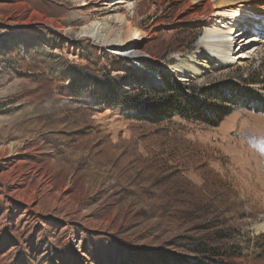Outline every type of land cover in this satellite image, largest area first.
I'll list each match as a JSON object with an SVG mask.
<instances>
[{
	"label": "rangeland",
	"instance_id": "374dc122",
	"mask_svg": "<svg viewBox=\"0 0 264 264\" xmlns=\"http://www.w3.org/2000/svg\"><path fill=\"white\" fill-rule=\"evenodd\" d=\"M10 1L0 0V264H180L198 243L264 264V106L217 100L227 113L215 126L133 110L168 84L229 99L249 90L262 103L264 0H210L207 16L208 0ZM43 17L71 31L28 20ZM94 20L102 36L138 30L142 59L78 38ZM228 40L240 65L205 49ZM182 66L203 69L180 82L169 69Z\"/></svg>",
	"mask_w": 264,
	"mask_h": 264
},
{
	"label": "trees",
	"instance_id": "16d2710c",
	"mask_svg": "<svg viewBox=\"0 0 264 264\" xmlns=\"http://www.w3.org/2000/svg\"><path fill=\"white\" fill-rule=\"evenodd\" d=\"M220 93L215 87L192 89L190 92H186L180 85L169 86L168 84L162 94L154 91L153 97H146L137 101L134 98L132 101H136V104L133 106V110L138 111L140 115H137V117L143 120L155 121L166 117L178 116L183 119L202 121L210 126H215L221 117L227 113L226 107L221 104L222 102H217V100L230 104H234V101L238 100L243 104L254 102L255 100V106H264V101L260 100L262 103H259L257 97L254 99L258 95L249 90L243 94L233 92L232 97L237 98V100L229 99L230 97H225ZM209 96H211V99H208ZM245 97L248 98L246 99ZM123 100L126 101L127 97H124ZM218 250L198 243V245H193L190 248L193 256L189 260L182 258L180 264H233L231 261L221 260L222 258L229 259L226 254L231 256L234 251L233 248V251H225L224 253H220Z\"/></svg>",
	"mask_w": 264,
	"mask_h": 264
},
{
	"label": "bare ground",
	"instance_id": "6f19581e",
	"mask_svg": "<svg viewBox=\"0 0 264 264\" xmlns=\"http://www.w3.org/2000/svg\"><path fill=\"white\" fill-rule=\"evenodd\" d=\"M81 1H83V0H81ZM95 1L100 2V1H104V0H95ZM10 2L11 3L9 5L11 7L16 6V0H11ZM75 3H76V0H63V5H66V6H71V4L73 5ZM119 3L120 2H116L114 5H117ZM84 4L85 3H83L82 5H84ZM101 5H103V4H101ZM110 5H108V7H106V8H101L100 10H98V12L100 14L108 13L110 11ZM219 5L223 6V4H219ZM253 8H256V7H254V5H253ZM211 12H213V6L211 4V1L208 0L204 4L201 14L204 16H207ZM214 15H215V17H222V18L227 16L224 12H221V11H216ZM34 19L35 18H33V19L30 18L28 20L29 21L30 20L31 21H37V22H40L44 25H49L50 27L56 29L57 31H59L60 33H63V34L66 33L67 31H71V28L70 29L63 28L61 26V24L59 23V21H56V20L46 19L44 17L40 18V19L37 18V20H34ZM29 21H27V22H29ZM110 22H113V19L109 20L108 22L106 20L105 23L109 25ZM212 22L213 21L210 19L207 20V24H210ZM106 24H104V25H106ZM222 26H224V25H222ZM101 31H103L102 25H100L98 23V21L94 20V21L89 22L88 24L81 26L78 29V31H76V32H77L78 38L89 39L92 42L99 44L100 47H104V48L114 47L111 51V54L113 56L126 58L130 61H133V62H139L142 59L144 54L139 51V49L137 47L138 44L136 43L141 37V34L138 30H130L129 29L128 30L129 35L126 36L124 39H122L119 36L118 37L116 36L114 38H112L113 36L112 37L102 36ZM238 41L239 40H237V42ZM224 43H226V44H224ZM227 43H229V40L227 42H220L219 41L216 43H214V42L210 43V44L207 43V45L205 44L206 45L205 49L209 53V56L212 59H215V61L216 60L221 61L222 64H224L226 66L232 65V64H239L240 65V63H241L240 60L244 59L245 56L243 54H239L237 57L229 55L231 44L227 45ZM183 68L185 70H183ZM181 69H182V72L179 69H175V70L169 69L170 70L169 73L172 75H175L180 82H186V81H189L188 79H190V78L185 77L184 75H188L190 77L198 76L201 74L203 68H197L194 66H191V67L182 66Z\"/></svg>",
	"mask_w": 264,
	"mask_h": 264
}]
</instances>
